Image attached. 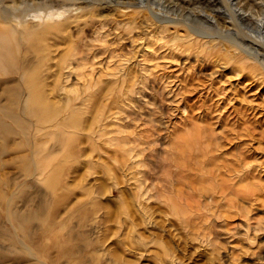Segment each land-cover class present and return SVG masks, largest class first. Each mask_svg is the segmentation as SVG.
<instances>
[{
	"label": "rangeland",
	"instance_id": "rangeland-1",
	"mask_svg": "<svg viewBox=\"0 0 264 264\" xmlns=\"http://www.w3.org/2000/svg\"><path fill=\"white\" fill-rule=\"evenodd\" d=\"M116 1L68 4L65 34L84 64L71 60L56 97L77 95L86 134L54 217L47 171L31 176L18 153L0 156V264L34 261L13 228L25 221L38 246L45 222H58L83 261L115 252L127 264H264V0H237L262 28L233 23L225 0H165L230 30L210 42L218 31L202 19L168 22ZM64 46L53 44V60ZM194 128L181 153L179 136Z\"/></svg>",
	"mask_w": 264,
	"mask_h": 264
},
{
	"label": "bare ground",
	"instance_id": "bare-ground-1",
	"mask_svg": "<svg viewBox=\"0 0 264 264\" xmlns=\"http://www.w3.org/2000/svg\"><path fill=\"white\" fill-rule=\"evenodd\" d=\"M136 1L116 3L140 5L168 22H185L191 17L202 19L218 31L217 35L206 34L209 37L206 42L217 36H228L230 32L220 28L216 16L203 8L181 7V3L179 6L177 2L165 0ZM213 1L221 4L224 0ZM225 2L228 5L223 7L221 13H231L228 15L233 23L262 28L263 19L259 15L251 13L237 0ZM78 3L79 0H0V156L18 153L21 169L31 176L47 171L45 183L55 198V205L49 210L53 217L57 210L56 202L59 203L65 194L61 177L69 167V161L81 151L80 143L86 134L83 111L70 103L77 95H69L66 103L61 101V97H56L58 90L64 87L63 79L72 73L71 60L77 59L78 64H84L83 55L76 56L80 51H71L70 36L65 34L70 22L69 12L73 6L79 8ZM152 3H158L160 7L155 10ZM230 19L225 21L230 22ZM57 42H66V46L53 60V51L57 48L53 49V44ZM197 133L198 129L194 128L190 132L192 135L179 136L177 147L181 153L188 151ZM174 199L173 202L176 201ZM174 204L178 209L177 202ZM7 215L11 216L10 213ZM66 221L62 224L64 227L69 224ZM46 222V237L41 246L34 243L28 221L13 223L15 230L25 234L23 248L34 260L29 264H127L115 252H112L108 263H103L99 253L86 255L83 261V256L71 245L72 237L65 238L63 229H57L58 222L53 221L56 223L54 226L52 222Z\"/></svg>",
	"mask_w": 264,
	"mask_h": 264
}]
</instances>
